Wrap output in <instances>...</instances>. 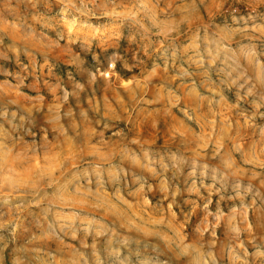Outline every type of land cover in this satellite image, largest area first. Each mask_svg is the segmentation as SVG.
Returning a JSON list of instances; mask_svg holds the SVG:
<instances>
[{"label":"rangeland","instance_id":"1","mask_svg":"<svg viewBox=\"0 0 264 264\" xmlns=\"http://www.w3.org/2000/svg\"><path fill=\"white\" fill-rule=\"evenodd\" d=\"M55 263L264 264V0H0V264Z\"/></svg>","mask_w":264,"mask_h":264},{"label":"bare ground","instance_id":"2","mask_svg":"<svg viewBox=\"0 0 264 264\" xmlns=\"http://www.w3.org/2000/svg\"><path fill=\"white\" fill-rule=\"evenodd\" d=\"M76 204V203H75ZM73 206V205H72ZM73 208H75V207H73ZM76 208H78V207H76ZM81 209H82V207H80ZM29 232V231H28ZM49 240V239H48ZM72 240H74V239H72ZM68 241V240H67ZM76 241V240H75ZM61 244V243H60ZM63 248H64V246H63ZM19 254V253H18ZM40 255V254H39ZM45 255V254H44ZM13 256V255H12ZM6 257V256H5ZM43 258V257H42ZM60 261V260H59ZM20 263V262H19ZM56 264V263H55Z\"/></svg>","mask_w":264,"mask_h":264}]
</instances>
